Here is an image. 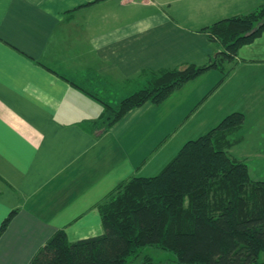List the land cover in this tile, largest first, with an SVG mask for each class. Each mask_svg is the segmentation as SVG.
I'll list each match as a JSON object with an SVG mask.
<instances>
[{"label": "crops", "instance_id": "0c3cea01", "mask_svg": "<svg viewBox=\"0 0 264 264\" xmlns=\"http://www.w3.org/2000/svg\"><path fill=\"white\" fill-rule=\"evenodd\" d=\"M256 3L0 0V226L15 210L0 230V264H27L58 229L69 241L103 233L97 204L109 191L159 171L230 112L244 120L227 152L247 164L238 150L260 151L264 31L238 48L222 80L212 67L100 135L89 128L105 103L147 86V73L212 60L219 46L202 27Z\"/></svg>", "mask_w": 264, "mask_h": 264}, {"label": "trees", "instance_id": "16d2710c", "mask_svg": "<svg viewBox=\"0 0 264 264\" xmlns=\"http://www.w3.org/2000/svg\"><path fill=\"white\" fill-rule=\"evenodd\" d=\"M202 29L219 44L212 60L147 73V86L115 107L104 104L99 119L89 124L91 131L102 134L130 109L160 103L212 67L223 72L222 80L238 48L264 31V2ZM243 120L240 111L226 114L185 141L157 174L132 175L118 183L97 204L103 233L69 241L58 229L27 264H129L148 245L175 258L144 254L139 264H264V180L252 179L247 164L225 149L239 140Z\"/></svg>", "mask_w": 264, "mask_h": 264}, {"label": "rangeland", "instance_id": "374dc122", "mask_svg": "<svg viewBox=\"0 0 264 264\" xmlns=\"http://www.w3.org/2000/svg\"><path fill=\"white\" fill-rule=\"evenodd\" d=\"M236 1H240V0H236ZM244 2L245 3L257 2L256 5L254 6V7H256L260 3H263L264 0H244ZM147 10L155 11V8L150 6V7H148ZM218 46H219V44H218ZM250 133L252 134L253 132H250ZM230 139L233 141V140H236L237 137L231 136ZM233 144L229 145L225 149H228ZM254 148H255V146L253 143L250 145L245 144V146H242L238 151L244 155H247V160H246L247 166L249 167L251 174L254 177L256 176L259 179L264 180V145L259 147L260 151H255ZM256 148H257V146H256ZM160 170L161 169H159V171ZM159 171L154 172V171H151V170L145 168V170L143 171L145 173H140V174H150L148 176H151L152 174L153 175L157 174V172H159ZM143 176H145V175H143ZM252 179H254V178H252ZM144 254H150L155 260H165L168 258H175L174 254L171 251L160 249V248H157V247L152 246V245H148V246L143 247L140 250L139 254L130 260L129 264H139L140 261L142 260L143 256H144Z\"/></svg>", "mask_w": 264, "mask_h": 264}]
</instances>
